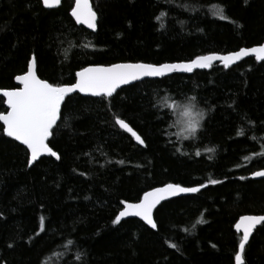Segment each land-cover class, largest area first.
Instances as JSON below:
<instances>
[{"label":"trees","instance_id":"trees-1","mask_svg":"<svg viewBox=\"0 0 264 264\" xmlns=\"http://www.w3.org/2000/svg\"><path fill=\"white\" fill-rule=\"evenodd\" d=\"M92 3L96 32L71 17L73 0L53 9L41 0H0V88L17 86L32 55L43 79L71 84L88 65L189 61L264 43V0ZM221 7L225 19L216 14ZM118 93L110 101L67 97L49 141L61 159L44 156L32 167L30 152L0 122V264H236V222L264 215V178H251L264 169V61L149 78ZM193 96L207 117L184 140L171 105ZM167 183L208 187L162 203L157 229L138 218L113 223L126 202ZM243 259L264 264V224Z\"/></svg>","mask_w":264,"mask_h":264},{"label":"snow or ice","instance_id":"snow-or-ice-1","mask_svg":"<svg viewBox=\"0 0 264 264\" xmlns=\"http://www.w3.org/2000/svg\"><path fill=\"white\" fill-rule=\"evenodd\" d=\"M42 3L46 8H54L60 5L61 0H42ZM216 14L220 19H225L222 7L217 10ZM71 17L75 19L77 24L86 26L87 29L92 31L97 30L98 17L90 0H75ZM85 47H88V45H85ZM249 54H255L257 60L264 61V46L251 49L245 48L229 55H203L196 57L190 62L182 63L157 65L141 62L115 63L108 66L92 65L82 67L75 72L73 76L74 82L71 84L50 83L46 79H41L36 73L37 61L35 55H33L27 73L18 75L15 78L22 87L2 92V97L6 98V103L10 110L6 114L0 113V121L3 122L4 133L26 146V151L30 152V158L27 162L28 167H32L45 154L60 160L61 156L49 146V141L55 135L58 122L61 121L62 106L65 105L67 97L83 94L110 101L114 96H118V90H123L124 86L142 82L145 78H162L177 71L192 73L196 69H209L216 61H222L224 67L228 68ZM192 99L196 98L192 97ZM171 107L176 110L179 109L178 104H173ZM184 115L190 116L191 113L186 112ZM198 123L197 120L189 119L183 130L184 133L194 136ZM115 124L120 129L130 133L139 145L147 147L141 135L134 131L124 119L117 117ZM239 134L243 135V132L241 131ZM214 151L215 149H209V152ZM196 155H200V153L197 152ZM120 163L123 164L124 161H120ZM253 176L264 177V170L254 172ZM240 179H245V177H240ZM210 183L216 185L223 183V181L213 179ZM207 187V184L185 187L180 184L169 183L165 187L146 192L139 203L127 204V210L120 212L113 223L119 224L125 216L139 217L152 229H157V221L154 219L153 214L162 200H167L180 194L199 193L202 188ZM198 222L206 223L203 220ZM41 224H43V217L41 218ZM257 224H264V216H244L239 223L235 224L236 230L243 232L239 242V252L235 256L236 264H244L245 246L249 242L250 235ZM41 231H43V227H41ZM171 247L175 248L176 245L172 244Z\"/></svg>","mask_w":264,"mask_h":264},{"label":"water","instance_id":"water-1","mask_svg":"<svg viewBox=\"0 0 264 264\" xmlns=\"http://www.w3.org/2000/svg\"><path fill=\"white\" fill-rule=\"evenodd\" d=\"M42 1V0H41ZM74 1V6H75V0H73ZM62 2H63V0H61V3H60V5L59 6H61V4H62ZM90 3H91V5H92V7H93V3H92V0H90ZM59 6H56V7H54V8H58ZM48 9H53V8H48ZM93 10L95 11V9H94V7H93ZM96 12V11H95ZM97 13V12H96ZM97 17H98V14H97ZM75 20V19H74ZM79 25V24H78ZM82 26V25H81ZM85 28H87L86 26H84ZM90 30V29H89ZM92 31V30H91ZM97 31V30H96ZM96 31H93V32H96ZM259 46H264V43L263 44H259V45H254V46H251V47H242V48H240V49H238V50H236V51H232V52H229V53H208V54H205V55H209V54H218V55H229V54H232V53H235V52H238V51H240V50H242V49H245V48H247V49H251V48H254V47H259ZM199 56H203V55H199ZM199 56H197V57H199ZM32 57H33V55H32ZM32 57H31V59H32ZM251 57H253V58H255L256 60H257V58H256V55L255 54H249V55H246V56H244L243 58H241L240 60H238L236 63H234V64H232L231 65V67H233V66H236V65H238L239 63H241L243 60H245V59H247V58H251ZM196 58V57H195ZM194 58V59H195ZM193 60V59H192ZM192 60H189V61H177V62H165V63H182V62H190V61H192ZM257 61H259V60H257ZM259 62H261V61H259ZM118 63H141V62H118ZM142 63H147V62H142ZM115 64V63H114ZM153 64V63H152ZM161 64H164V63H161ZM215 64H220V65H223L224 66V64H223V62L222 61H216V62H214L213 63V65H215ZM30 65H31V60H30V62H29V65H28V69L24 72V73H22V74H19V75H23V74H26L27 73V71L29 70V68H30ZM97 65H104V64H97ZM108 65H111V64H108ZM108 65H104V66H108ZM157 65H160V64H157ZM212 65V66H213ZM88 66H92V65H88ZM87 67V66H86ZM228 68H230V67H228ZM209 69H211V68H209ZM209 69H196V70H194L192 73H194L195 71H197V70H209ZM36 73H37V75L41 78V79H43L39 74H38V70H37V65H36ZM192 73H184V72H180V71H177V72H173V73H170V74H168V75H166V76H164V77H167V76H169V75H172V74H192ZM18 76V75H17ZM16 78V77H15ZM163 78V77H162ZM145 79H149V78H145ZM15 83H16V87H14V88H0V96L2 97V92L3 91H6V90H14L15 88H17V87H22V85H20L19 84V82L15 79ZM136 83V82H135ZM124 87H126V86H124ZM80 95H83V94H80ZM83 96H85V95H83ZM4 98V97H3ZM4 100H5V107H6V111H0V113H5L6 114V112L7 111H9L10 109H8V106H7V103H6V98H4ZM1 122V124L3 125V122L2 121H0ZM134 131H135V129H133ZM137 132V131H136ZM139 134V133H138ZM14 139V138H13ZM15 140V139H14ZM136 141V140H135ZM17 142H19V141H17ZM137 142V141H136ZM20 143V142H19ZM138 143V142H137ZM21 144V143H20ZM50 146V145H49ZM142 146V145H141ZM26 147V146H25ZM44 156H50V155H48V154H45ZM44 156H42V157H44ZM41 157V158H42ZM52 157V156H51ZM40 158V159H41ZM53 158H55V157H53ZM39 159V160H40ZM261 170H264V169H261ZM261 170H257V171H261ZM256 172V171H255ZM251 178H253V179H263L264 177H254L253 176V173L251 174ZM167 184H169V183H167ZM167 184H164V185H161V186H157V187H154V188H152V189H150V190H148L147 192H149V191H153L154 189H156V188H162V187H165ZM173 184H177V183H173ZM181 185V184H180ZM181 186H184V185H181ZM185 187H189V186H185ZM203 189V188H202ZM146 193V192H145ZM189 194H192V193H189ZM189 194H180V195H178V196H175V197H170L169 199H167V200H162L158 205H157V207H156V209L162 204V203H164L165 201H168V200H170V199H173V198H176V197H181V196H185V195H189ZM144 196V195H143ZM142 199H143V197H142ZM141 199V200H142ZM140 200V201H141ZM140 201H138V202H126L125 204H124V207L122 208V210L120 211V212H122V211H126L127 210V204H129V203H139ZM156 209L154 210V214H155V211H156ZM153 214V215H154ZM244 216H264V215H252V214H248V215H243V216H241L239 219H238V221L236 222V223H239L240 222V219L242 218V217H244ZM128 218H138V219H141V218H139V217H128V216H125L124 218H122L121 219V221L122 220H125V219H128ZM155 219V218H154ZM142 220V219H141ZM146 223V222H145ZM260 225H262V224H257L256 225V227L253 229V231H252V234L250 235V238H251V236L253 235V233H254V231L260 226ZM151 227V226H150ZM235 230H236V228H235ZM237 231V230H236ZM238 233H240V234H242L243 235V232L242 231H237ZM250 238H249V240H250ZM248 244V243H247ZM246 244V245H247ZM246 247V246H245Z\"/></svg>","mask_w":264,"mask_h":264},{"label":"clouds","instance_id":"clouds-1","mask_svg":"<svg viewBox=\"0 0 264 264\" xmlns=\"http://www.w3.org/2000/svg\"><path fill=\"white\" fill-rule=\"evenodd\" d=\"M178 105H179L178 112L182 117V119L179 121L177 125V135L184 140L191 139L194 136H196L199 133V131L202 129L204 120L207 117V111L199 105L196 99H192V97L179 101ZM186 112L191 113V115L190 116L184 115V113ZM189 119L197 120L199 122L197 131L194 136H189L183 131Z\"/></svg>","mask_w":264,"mask_h":264},{"label":"rangeland","instance_id":"rangeland-1","mask_svg":"<svg viewBox=\"0 0 264 264\" xmlns=\"http://www.w3.org/2000/svg\"><path fill=\"white\" fill-rule=\"evenodd\" d=\"M181 119H182L181 116L177 118L178 123H179V121H180ZM177 125H178V124H177Z\"/></svg>","mask_w":264,"mask_h":264}]
</instances>
